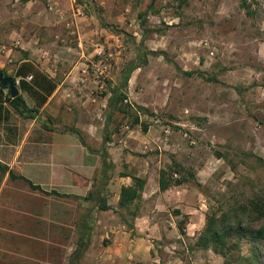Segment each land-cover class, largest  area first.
<instances>
[{
    "label": "rangeland",
    "instance_id": "rangeland-1",
    "mask_svg": "<svg viewBox=\"0 0 264 264\" xmlns=\"http://www.w3.org/2000/svg\"><path fill=\"white\" fill-rule=\"evenodd\" d=\"M26 1L3 0V4L15 10L18 7V15L16 11L12 18H24L33 14L31 6L25 7ZM150 1L31 2L49 14H57L55 8L67 10L66 15L68 12L81 24L80 33L66 32V47L73 46L66 52L71 54L70 61L80 62V72H85L82 78L87 81L83 90H74V96L83 95L81 101L86 107L95 104L92 111L84 107L85 116H96L94 121L101 128L106 122L109 89L118 83L121 68L137 55L138 45L141 52H148L147 64L131 73L126 89L127 102L146 107L147 113L137 114L149 123L151 131L158 130L147 149L152 160L147 167L159 163L162 169L173 157L193 171L202 184L199 189L193 183L185 184L196 198L181 197L176 204L182 210L149 211L150 205L145 204V213L151 216L141 221L138 236L131 230V213L127 211V234L119 236L118 243L124 244L125 237H136L133 249L106 248L114 241V233L100 232L97 248H88L89 254L86 250L83 259L104 254L125 257L129 264H245L243 258L253 249L246 237L239 240L235 250L242 259L193 245L204 227L205 212L212 210L219 215L228 203L264 195V0H187L182 5L180 0H154L156 11L148 12L142 26L138 14ZM98 17L123 33L110 32ZM74 39L79 45L72 44ZM185 71L193 73L187 75ZM66 107L68 113L84 116L75 100ZM89 112L92 114L87 115ZM132 112H137L135 106ZM114 117L109 128L128 130L129 116L118 113ZM91 143L89 149L97 148ZM98 170L92 175L94 183ZM5 191L0 195V264H67L76 246L81 217L91 213L95 218L100 211L91 207L92 203L73 197L36 199L27 194H19V200L13 199L15 206L4 209ZM23 205L30 206L32 212L38 205L40 209L37 215H28ZM132 209L134 205L128 208ZM184 218L182 234L179 226ZM261 223L251 221L254 228ZM147 226L150 229H145ZM257 246L258 264L264 263V243Z\"/></svg>",
    "mask_w": 264,
    "mask_h": 264
},
{
    "label": "crops",
    "instance_id": "crops-1",
    "mask_svg": "<svg viewBox=\"0 0 264 264\" xmlns=\"http://www.w3.org/2000/svg\"><path fill=\"white\" fill-rule=\"evenodd\" d=\"M32 1H26L25 7L31 6L30 11L33 14H26L24 18H12V13H15L18 7L17 10L13 6L6 7L3 0H0V14L5 13L0 17V69L14 78L18 94L26 105L37 109L33 117H21L7 99L10 95L7 87L0 86V163L15 174L39 185L43 190L54 189L84 196L92 187V175L101 167L98 151L102 147L100 135L102 125L95 123L96 116H85V101H81L83 95L76 96L77 98L74 96V90H83L87 86V81L82 78L85 72L84 70L80 72L78 66L80 62L70 61L71 54L66 52V48L73 49L72 45L66 47V32L68 29L74 34L80 33L82 26L78 19L70 16L68 12L66 15L67 10L55 8L57 14H49L40 10L31 3ZM72 14L75 16L76 13L72 11ZM68 25L70 29L67 28ZM73 42L72 44L79 45L75 39ZM74 100L78 108L82 107L79 113L84 116L68 113L69 107H66V103ZM105 100L106 98L104 102ZM93 105L95 104L89 103L86 110L92 111L90 109ZM91 114L92 112H89L87 115ZM69 126L79 129L84 133V137L86 136L84 140L87 144L93 142L97 148L88 149L83 146L76 135L74 138L71 136L73 133L66 132V127ZM157 132L158 130L156 133L151 131L150 127L145 133L138 127L128 128L115 132L112 140L105 145L113 167L109 172L110 178L104 187L103 195L111 208L114 207L125 214L128 209H120L117 206L121 186L132 183L131 175L146 180L140 197L131 204L135 210H129L135 211L131 230H134L136 236L141 233L139 227L141 221L151 216L145 213V204L150 205L149 211H167V208L174 207L182 210L181 206L176 204L181 197L196 198L195 192L187 187L186 183L169 187L164 191L159 190L158 176L161 167L159 163L147 167L152 160L146 154L152 144L151 137ZM165 144L171 147L168 142ZM121 172L124 175H120ZM77 178L84 182L78 183ZM56 186L67 189L62 191L56 189ZM4 189L6 190L4 209H12V206H15L13 202H16L13 199L19 200V194L31 195L36 199H49L55 196L32 189L21 178L11 179L8 171L0 173V195ZM26 203L30 204L28 201ZM23 209L28 211V215H37L40 206L33 208L35 212H32L28 205H23ZM185 213L190 215L191 212L187 210ZM145 229L150 227L147 226ZM100 232L114 233L111 235L114 241L106 246L108 249H133L134 243L138 241L136 237L135 239L125 237L124 244L118 243L119 236L127 234L126 223L119 212L114 213L112 209L95 213L93 235L88 248H97ZM87 250L89 254V249ZM84 261L87 264H129L125 257L118 258L114 255L108 257L104 254L94 259L86 256L81 264Z\"/></svg>",
    "mask_w": 264,
    "mask_h": 264
},
{
    "label": "trees",
    "instance_id": "trees-1",
    "mask_svg": "<svg viewBox=\"0 0 264 264\" xmlns=\"http://www.w3.org/2000/svg\"><path fill=\"white\" fill-rule=\"evenodd\" d=\"M153 1L151 0L148 4L146 10L139 12V17L141 18V24L144 25L148 12L155 13L156 10L153 9ZM187 0H180L179 5L186 3ZM100 23L108 28L110 32L120 34L123 30L117 29L113 24L106 23L101 17H98ZM137 49V48H136ZM146 53L142 50L140 45H138L137 55L129 59L121 68L118 83L109 89V95L106 104V122L101 129V139L102 147L98 151L101 158V167L99 168L98 178L96 183H94V178L92 181V187L87 192L86 195H78L71 193L59 192L57 190H43L39 185L33 184L30 180L24 178L21 175L15 174L8 167L0 163V173L9 172L11 179L21 178L27 182V184L34 190H39L48 195H56L58 197H73L75 199L81 200L83 202H90L94 209L98 210H108L112 209L110 205L107 204L106 198L103 195L104 187L110 178V170L112 169V163L108 157V152L106 150V144L112 140V135L118 132V126L109 128V123L115 119V115L122 113L123 116H129L128 128H134L139 126L142 132H146L149 128V123L141 121L140 116L137 113H147V108L141 105H135L133 103L127 102V86L130 79L131 73L140 67L147 64ZM0 73L6 75V73L0 69ZM187 75H191L193 71H185ZM13 81L14 78L12 77ZM0 86H2L0 84ZM4 87V86H3ZM106 94V93H104ZM10 101L11 107L24 118H30L37 112L36 108H29L24 102L20 94L15 97L7 96ZM136 107L137 112H132V108ZM66 132L73 133L78 138L79 142L89 149L87 142L83 138L82 132L74 126L66 127ZM136 155H141L136 153ZM220 155V154H218ZM120 175H124L123 172ZM175 175H179L178 177ZM132 183L130 185H122L119 191V200L117 203L118 208L128 209L129 206L137 200L141 191L144 187L146 180L136 175H131ZM185 183H193L198 189L202 187L201 182L197 179L196 174L184 167L181 162L173 157H170V163L164 168L160 169L158 176V187L160 191H164L172 186H177ZM228 205L222 212L217 215L215 211H208L204 214V227L198 237L196 238L193 247L199 249H211L217 254L223 257L231 256L236 259H242L239 254H235L237 247L239 246V240L246 237L252 244V254L243 258L245 264H258V249L257 244L264 243V195H256L248 197L245 201L228 203ZM129 211V210H127ZM179 213V210H175ZM120 217L127 222L125 214L121 213L119 210ZM131 218L135 216V211L130 212ZM260 220L261 225L254 228L251 225V221ZM93 221L94 218L92 214L85 213L79 223L77 224L78 237L76 239V246L74 250L68 257L67 264H81L85 251L88 249L91 243V236L93 233ZM185 221L186 218L181 221L179 230L182 234H185ZM132 226V223H131ZM233 241V242H231ZM260 264H264L261 262Z\"/></svg>",
    "mask_w": 264,
    "mask_h": 264
},
{
    "label": "water",
    "instance_id": "water-1",
    "mask_svg": "<svg viewBox=\"0 0 264 264\" xmlns=\"http://www.w3.org/2000/svg\"><path fill=\"white\" fill-rule=\"evenodd\" d=\"M0 84L4 87H7L11 97H15L18 94V88L14 84V81L11 76H4L0 73Z\"/></svg>",
    "mask_w": 264,
    "mask_h": 264
},
{
    "label": "built area",
    "instance_id": "built-area-1",
    "mask_svg": "<svg viewBox=\"0 0 264 264\" xmlns=\"http://www.w3.org/2000/svg\"><path fill=\"white\" fill-rule=\"evenodd\" d=\"M49 9H53L52 6H49ZM57 11V10H56ZM167 131V130H166Z\"/></svg>",
    "mask_w": 264,
    "mask_h": 264
}]
</instances>
